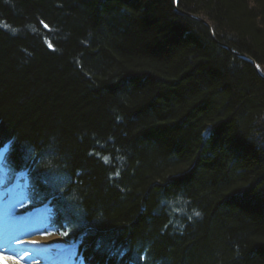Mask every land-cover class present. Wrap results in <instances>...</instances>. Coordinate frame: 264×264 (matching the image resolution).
Listing matches in <instances>:
<instances>
[{
    "label": "trees",
    "instance_id": "obj_1",
    "mask_svg": "<svg viewBox=\"0 0 264 264\" xmlns=\"http://www.w3.org/2000/svg\"><path fill=\"white\" fill-rule=\"evenodd\" d=\"M5 145L76 264H264V0H0Z\"/></svg>",
    "mask_w": 264,
    "mask_h": 264
},
{
    "label": "rangeland",
    "instance_id": "obj_2",
    "mask_svg": "<svg viewBox=\"0 0 264 264\" xmlns=\"http://www.w3.org/2000/svg\"><path fill=\"white\" fill-rule=\"evenodd\" d=\"M5 177V171L0 167V255L18 260V264H42V256H32V252L49 244V250L56 251V254L45 264H76L75 241L52 232L46 209L19 212L24 204L23 190L17 189L16 184L5 185Z\"/></svg>",
    "mask_w": 264,
    "mask_h": 264
},
{
    "label": "bare ground",
    "instance_id": "obj_3",
    "mask_svg": "<svg viewBox=\"0 0 264 264\" xmlns=\"http://www.w3.org/2000/svg\"><path fill=\"white\" fill-rule=\"evenodd\" d=\"M2 154V153H1ZM0 154V155H1ZM3 224V223H2ZM1 224V225H2ZM5 227V225L3 226ZM13 234V233H12ZM6 236V235H5ZM45 241V240H44ZM22 243V242H21ZM46 243V242H45ZM20 245H24V244H20ZM49 244L48 245H44L38 247V249L34 252H32V256L33 255H41L42 259H41V263L45 264L46 262H48L49 260H51L54 255L56 254V251H52L49 250ZM31 255V254H30ZM16 258V257H15ZM22 258V257H21ZM23 259V258H22ZM40 259V258H39ZM18 261V260H17ZM17 261L9 256H5V255H0V264H18ZM37 262V261H36Z\"/></svg>",
    "mask_w": 264,
    "mask_h": 264
},
{
    "label": "water",
    "instance_id": "obj_4",
    "mask_svg": "<svg viewBox=\"0 0 264 264\" xmlns=\"http://www.w3.org/2000/svg\"><path fill=\"white\" fill-rule=\"evenodd\" d=\"M174 2H175V0H174ZM192 17H194V18H196V19H199V20L205 22L206 24H209L208 21H207L206 19L202 18L201 16H192ZM242 57H244L245 59L251 60V62L254 64L256 70H258V65H257V63H256L254 60H252V59H251L249 56H247V55H242Z\"/></svg>",
    "mask_w": 264,
    "mask_h": 264
},
{
    "label": "snow or ice",
    "instance_id": "obj_5",
    "mask_svg": "<svg viewBox=\"0 0 264 264\" xmlns=\"http://www.w3.org/2000/svg\"><path fill=\"white\" fill-rule=\"evenodd\" d=\"M196 215H199V213H196ZM50 234V233H49ZM61 235H67V233H61Z\"/></svg>",
    "mask_w": 264,
    "mask_h": 264
}]
</instances>
